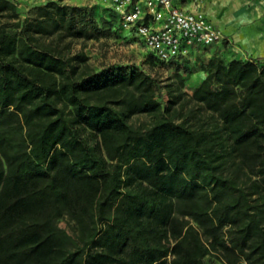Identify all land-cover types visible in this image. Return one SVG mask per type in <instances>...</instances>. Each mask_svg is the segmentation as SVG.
Here are the masks:
<instances>
[{
	"label": "trees",
	"instance_id": "trees-1",
	"mask_svg": "<svg viewBox=\"0 0 264 264\" xmlns=\"http://www.w3.org/2000/svg\"><path fill=\"white\" fill-rule=\"evenodd\" d=\"M99 32L80 6L0 0V264H264V62L199 59L164 104L139 67L93 70Z\"/></svg>",
	"mask_w": 264,
	"mask_h": 264
},
{
	"label": "rangeland",
	"instance_id": "rangeland-1",
	"mask_svg": "<svg viewBox=\"0 0 264 264\" xmlns=\"http://www.w3.org/2000/svg\"><path fill=\"white\" fill-rule=\"evenodd\" d=\"M18 4L21 17L32 14L35 7L38 5L46 4L50 0H15ZM63 4H71L86 8L94 17L98 27L99 35L85 42V51L88 55V61L95 71H100L109 67H139L152 76L160 80L162 90L160 91V100L166 104L169 99L168 90L177 84L182 85L183 90L188 94H193L196 86L203 80L202 70H197L200 64L199 59H207L212 55H215L217 51L216 47L212 46L210 49L211 55L208 56L204 53L193 56L189 62L187 68L193 71H185L182 68H177L171 64L155 63L151 59V55L143 42L133 35V32L126 30L119 16L115 13L114 9L104 0H57ZM221 8L226 9L227 19L230 12H233L234 8H240L244 11L243 17H240L242 22L241 26L248 21L259 22L264 27V18L261 16L252 17L251 10L263 9L264 13V0H219ZM261 21V22H260ZM245 25V24H244ZM228 26L227 22L225 27ZM224 46L226 48L231 47V40H228L225 36ZM80 47V44H78ZM210 48V47H209ZM208 48V49H209ZM220 53V52H219ZM218 53V54H219ZM222 56L225 60H229L228 53L224 52ZM198 59V61H197ZM185 68V67H184ZM150 121V118L145 113L134 114L131 117V122L135 126H145ZM57 224L60 228L65 229L73 236H77L78 226L76 221L69 215L64 214L57 219ZM203 264H225V259L222 253L211 252L205 259Z\"/></svg>",
	"mask_w": 264,
	"mask_h": 264
},
{
	"label": "built area",
	"instance_id": "built-area-1",
	"mask_svg": "<svg viewBox=\"0 0 264 264\" xmlns=\"http://www.w3.org/2000/svg\"><path fill=\"white\" fill-rule=\"evenodd\" d=\"M104 1L114 9L123 27L143 42L156 63L183 62L206 54L224 37L204 9L184 7L178 0Z\"/></svg>",
	"mask_w": 264,
	"mask_h": 264
},
{
	"label": "crops",
	"instance_id": "crops-1",
	"mask_svg": "<svg viewBox=\"0 0 264 264\" xmlns=\"http://www.w3.org/2000/svg\"><path fill=\"white\" fill-rule=\"evenodd\" d=\"M219 0H178L177 2L187 8L200 7L205 10L207 16L220 28L223 30L224 37L231 40L232 46L226 48L224 46V40H220L214 43L212 46L218 47L216 54L223 55L224 52L228 53L229 60L233 58L241 59H258L264 62V27L259 22L248 21L241 26V18L244 15V11L240 8H234L233 12H230L227 19L226 9L221 8V3ZM252 17L261 16L264 18L263 9L251 10ZM228 26L225 27V24ZM210 46L206 55L210 56L212 48ZM220 52V53H219ZM219 53V54H218ZM204 55V54H202ZM203 79L206 77V73L203 74Z\"/></svg>",
	"mask_w": 264,
	"mask_h": 264
}]
</instances>
